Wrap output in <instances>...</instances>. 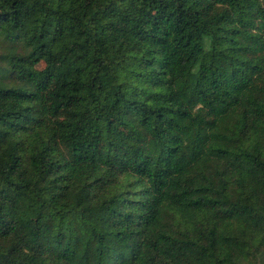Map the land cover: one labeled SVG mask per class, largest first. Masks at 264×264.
<instances>
[{
	"label": "trees",
	"instance_id": "trees-1",
	"mask_svg": "<svg viewBox=\"0 0 264 264\" xmlns=\"http://www.w3.org/2000/svg\"><path fill=\"white\" fill-rule=\"evenodd\" d=\"M263 236L264 0H0V264H264Z\"/></svg>",
	"mask_w": 264,
	"mask_h": 264
},
{
	"label": "rangeland",
	"instance_id": "rangeland-1",
	"mask_svg": "<svg viewBox=\"0 0 264 264\" xmlns=\"http://www.w3.org/2000/svg\"><path fill=\"white\" fill-rule=\"evenodd\" d=\"M39 68H42V65H39ZM263 241H264V236H263ZM246 258L249 257V255H245Z\"/></svg>",
	"mask_w": 264,
	"mask_h": 264
}]
</instances>
